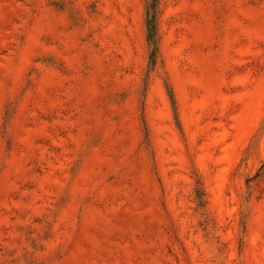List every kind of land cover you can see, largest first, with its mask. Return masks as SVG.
Masks as SVG:
<instances>
[{"label":"rangeland","instance_id":"rangeland-1","mask_svg":"<svg viewBox=\"0 0 264 264\" xmlns=\"http://www.w3.org/2000/svg\"><path fill=\"white\" fill-rule=\"evenodd\" d=\"M161 9L0 0V264H264V0Z\"/></svg>","mask_w":264,"mask_h":264},{"label":"trees","instance_id":"trees-1","mask_svg":"<svg viewBox=\"0 0 264 264\" xmlns=\"http://www.w3.org/2000/svg\"><path fill=\"white\" fill-rule=\"evenodd\" d=\"M161 10V0H146L145 25L147 32V40L149 44V72L156 67L159 58L161 40L159 22ZM169 96L172 101L174 111L175 113H177V108L175 107L176 103L174 101L172 90H169ZM196 199L198 201L199 207L205 210V193L202 187L200 186L196 188Z\"/></svg>","mask_w":264,"mask_h":264}]
</instances>
